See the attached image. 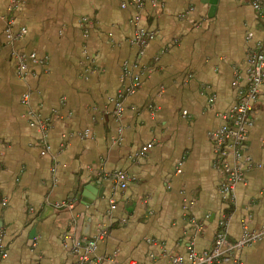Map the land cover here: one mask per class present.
<instances>
[{
    "label": "crops",
    "instance_id": "0c3cea01",
    "mask_svg": "<svg viewBox=\"0 0 264 264\" xmlns=\"http://www.w3.org/2000/svg\"><path fill=\"white\" fill-rule=\"evenodd\" d=\"M124 2L22 0L10 13L0 0V244L9 254L0 264H75L66 238L103 227L86 264H170L188 261L189 246L211 250L221 221L230 242L248 217L253 231L264 224V87L244 146L252 167L230 204L209 134L235 101L232 83L246 73L264 20L243 0H146L140 11ZM138 14L156 35L143 55L132 44ZM8 27L26 34L12 42ZM32 53L45 62L28 58L19 73ZM126 68L142 80L130 95ZM34 120L51 124L45 154ZM117 171L128 174L126 189ZM238 257L264 264V236Z\"/></svg>",
    "mask_w": 264,
    "mask_h": 264
},
{
    "label": "built area",
    "instance_id": "2783aa9c",
    "mask_svg": "<svg viewBox=\"0 0 264 264\" xmlns=\"http://www.w3.org/2000/svg\"><path fill=\"white\" fill-rule=\"evenodd\" d=\"M146 0H126L122 7H133L137 11L143 9ZM154 3H159L160 0H152ZM250 4L258 14V17L264 20V0H243ZM22 0H10L8 11L15 12L21 5ZM185 16L184 14L182 17ZM91 23V22H90ZM134 24L137 29L132 39V44L138 49L140 55L155 38V32L149 31L141 25V15L134 18ZM6 35L12 42L22 39L26 34V29H21L19 33L14 35L11 28L6 29ZM32 60L34 63H44L45 60L39 59L35 53L23 55L19 59L18 71L22 73L27 69L25 64L26 59ZM125 76L131 78V84L126 89V95L135 93L141 86L142 80L138 75H132L131 71L126 68ZM132 76V77H131ZM233 87L236 92L235 101L230 110L221 115L223 124L212 130L209 134L214 142L215 164L222 172V182L220 185V192L223 199L227 203L234 202V191L239 183L245 181V175L249 168L252 167V159L244 152V146L249 138L250 132L254 126V119L252 116L255 104L258 103L260 93L264 87V37L257 45L250 51L247 60L246 73L239 74L233 81ZM122 91H119L116 97V108L114 114L120 117L124 111L123 99L126 96ZM28 95H24L23 101L27 102ZM33 115V113L31 112ZM187 113L184 112L183 115ZM32 126H37L41 132L40 145L43 148V153L50 150L48 144V133L51 128L50 122L45 120H34L31 122ZM90 135V131L86 130L80 134L83 138ZM153 148L149 144L141 149V152L136 154L135 158L144 157L149 149ZM114 180L120 185L122 189L127 188L128 174L125 171H117L113 174ZM1 206H7V200H2ZM193 205H186L185 211H189ZM65 207L73 208L72 202H66ZM115 208V205L112 206ZM251 217H248L242 225V235L236 242H230L227 237L226 223L220 222V229L215 237L214 246L211 250L197 253L192 246L188 247L189 260L186 261L180 256H172L170 264H244L238 257V253L242 249L251 245L256 241H260L264 236V224L259 230H251ZM106 227L99 230L96 236H83L80 240H75L74 237L68 236L67 242H71V252L75 257V264H86L90 261L91 255L96 251L98 242L102 241L107 235ZM9 254L5 247L0 244V261L8 258ZM132 264H137L133 262Z\"/></svg>",
    "mask_w": 264,
    "mask_h": 264
},
{
    "label": "water",
    "instance_id": "95a60500",
    "mask_svg": "<svg viewBox=\"0 0 264 264\" xmlns=\"http://www.w3.org/2000/svg\"><path fill=\"white\" fill-rule=\"evenodd\" d=\"M211 5H216V3H217V0H210V2H209ZM86 189H89L88 187L86 188ZM102 195V194H101ZM83 200L86 202V203H88V204H92V202L88 199V197H87V193H86V191H84V193H83ZM90 218H87V224H86V227H85V232H87L86 233V235H89V231H90V227H89V223H90ZM32 236V235H31ZM32 238V237H31Z\"/></svg>",
    "mask_w": 264,
    "mask_h": 264
}]
</instances>
